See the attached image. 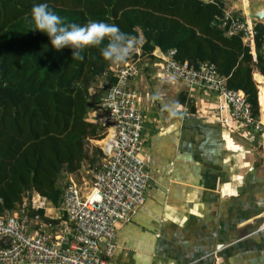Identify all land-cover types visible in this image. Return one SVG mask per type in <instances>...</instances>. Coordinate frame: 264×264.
Listing matches in <instances>:
<instances>
[{"label":"trees","instance_id":"16d2710c","mask_svg":"<svg viewBox=\"0 0 264 264\" xmlns=\"http://www.w3.org/2000/svg\"><path fill=\"white\" fill-rule=\"evenodd\" d=\"M40 3L65 24H115L137 38L144 54L175 49L180 62L213 64L229 88L247 96L253 115H262L253 72L262 84L264 24L254 23L253 45L242 33L230 35V0H0V217L53 221L45 209H32L33 196L59 209L68 178L87 166L100 169L104 158L92 141L104 138L105 127L89 117L101 111L103 90L117 84V64L104 60L100 47L84 49L82 59L68 48L54 50L28 22ZM102 80L104 89L92 92ZM263 99L261 93L262 105Z\"/></svg>","mask_w":264,"mask_h":264},{"label":"crops","instance_id":"0c3cea01","mask_svg":"<svg viewBox=\"0 0 264 264\" xmlns=\"http://www.w3.org/2000/svg\"><path fill=\"white\" fill-rule=\"evenodd\" d=\"M156 49L152 55L137 47L126 62L111 67L114 75L129 61L140 69L129 87L143 112L147 170L154 181L145 206L118 224L110 264H264V139L236 122L222 123L219 96L166 74ZM255 72L264 120V76L257 83ZM157 92L160 98L153 99ZM173 102L180 115L169 117L163 106ZM85 168L68 183L83 186ZM48 207L49 217L58 216Z\"/></svg>","mask_w":264,"mask_h":264},{"label":"built area","instance_id":"2783aa9c","mask_svg":"<svg viewBox=\"0 0 264 264\" xmlns=\"http://www.w3.org/2000/svg\"><path fill=\"white\" fill-rule=\"evenodd\" d=\"M228 12L233 23L230 35L243 34L247 45L254 44L251 21L241 22ZM175 49L164 53L163 71L187 84L219 96L220 121L236 122L257 131L264 139L262 115L254 116L247 96L231 89L213 64L197 67L176 59ZM140 73L138 64L127 62L115 71L118 82L109 85L101 100L99 123L106 128L102 139L101 168H85L83 186L70 180L62 205L55 217L47 215V199L34 195L32 209L46 210L45 222L39 216L0 217V264H110L117 249L120 222H129L145 206L153 178L147 170L144 151V117L138 96L129 82ZM224 111H228L227 116ZM57 220L56 222H54Z\"/></svg>","mask_w":264,"mask_h":264},{"label":"clouds","instance_id":"9594fccd","mask_svg":"<svg viewBox=\"0 0 264 264\" xmlns=\"http://www.w3.org/2000/svg\"><path fill=\"white\" fill-rule=\"evenodd\" d=\"M233 10L236 11L234 7ZM28 22L33 26L32 32L45 33L49 37L52 48L57 52L65 48L71 49L74 59H82L81 52L88 47H100L104 60L121 64L136 51L139 44L135 36L122 32L115 24L103 21H89L84 26L65 24L60 16L49 10L46 3L33 6ZM159 98L160 94L157 92L153 99ZM179 109L178 102L163 106L169 117L180 115Z\"/></svg>","mask_w":264,"mask_h":264},{"label":"water","instance_id":"95a60500","mask_svg":"<svg viewBox=\"0 0 264 264\" xmlns=\"http://www.w3.org/2000/svg\"><path fill=\"white\" fill-rule=\"evenodd\" d=\"M248 9L244 8L245 0H230L234 9L238 11L245 20L251 22H260L264 24V0H247ZM155 54L159 57H164V52L157 47Z\"/></svg>","mask_w":264,"mask_h":264},{"label":"rangeland","instance_id":"374dc122","mask_svg":"<svg viewBox=\"0 0 264 264\" xmlns=\"http://www.w3.org/2000/svg\"><path fill=\"white\" fill-rule=\"evenodd\" d=\"M207 1V0H206ZM260 1V0H259ZM230 11L232 12L233 11V9L231 8L230 9ZM253 24H254V22H253ZM105 86V82H104V80H102L101 82H100V84L97 86V89H95V90H92L93 92L94 91H97V90H99V89H104L103 87ZM106 92H107V88L106 89H104L103 90V96L104 95H106ZM94 115V113H92L91 115H90V117H89V119L91 120L90 122H93V123H98L99 121H98V119H97V117L96 116H93ZM102 140H100V141H92V144L93 145H96V146H98V147H100V145H101V143H98V142H101ZM259 154V153H258ZM102 162V161H101ZM68 180H69V178H68Z\"/></svg>","mask_w":264,"mask_h":264},{"label":"bare ground","instance_id":"6f19581e","mask_svg":"<svg viewBox=\"0 0 264 264\" xmlns=\"http://www.w3.org/2000/svg\"><path fill=\"white\" fill-rule=\"evenodd\" d=\"M244 8L247 10L248 9V6L244 5Z\"/></svg>","mask_w":264,"mask_h":264}]
</instances>
